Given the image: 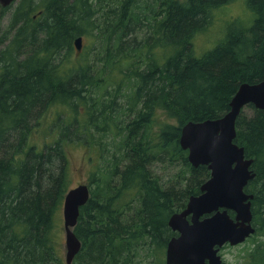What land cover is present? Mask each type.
Segmentation results:
<instances>
[{
	"label": "trees",
	"instance_id": "trees-1",
	"mask_svg": "<svg viewBox=\"0 0 264 264\" xmlns=\"http://www.w3.org/2000/svg\"><path fill=\"white\" fill-rule=\"evenodd\" d=\"M235 1L21 0L10 12L0 35V264H65L58 215L72 188L66 147L80 144L99 145L105 164L87 183L90 197L74 227L81 248L72 264H164L176 235L170 216L210 177L206 166L188 162L179 145L182 126L222 117L240 84L264 77V0H240L251 24L230 21L213 49L194 54L200 29ZM11 6H0L1 16ZM78 37L86 40L80 52ZM86 50L89 58L114 60L113 67L131 63L133 91L123 106L88 96L104 85L97 83L102 70L80 60ZM57 107L70 120L46 124ZM109 130L114 135L106 146L87 144ZM235 132L234 143L252 159L255 176L245 192L253 195L251 212L263 238L248 262L264 264V111L245 107ZM166 156L181 165L171 184L151 169ZM244 262L243 256L237 263Z\"/></svg>",
	"mask_w": 264,
	"mask_h": 264
},
{
	"label": "water",
	"instance_id": "water-1",
	"mask_svg": "<svg viewBox=\"0 0 264 264\" xmlns=\"http://www.w3.org/2000/svg\"><path fill=\"white\" fill-rule=\"evenodd\" d=\"M15 1L0 0V6L6 8ZM82 42V37L75 39L76 51H81ZM248 105L264 111V77L257 83L240 84L222 117L182 126L179 145L187 151L188 162L194 168L206 166L210 177L199 195L189 197L185 208L170 216L168 226L176 235L167 243L164 264H222L218 252L224 244L236 246L254 233L250 225L253 195L245 192L255 176L252 159L245 158L244 149L234 143L236 119ZM89 197L87 183L70 188L64 196L65 264H72L80 251L74 227Z\"/></svg>",
	"mask_w": 264,
	"mask_h": 264
},
{
	"label": "rangeland",
	"instance_id": "rangeland-1",
	"mask_svg": "<svg viewBox=\"0 0 264 264\" xmlns=\"http://www.w3.org/2000/svg\"><path fill=\"white\" fill-rule=\"evenodd\" d=\"M20 1L21 0H16L12 4L11 8H9L4 13V16H1V12H0V35H1V32L5 30L6 28L7 18L10 12L20 3ZM232 20L234 22L238 21L236 23L237 27H242L243 25L249 26L251 24V20L249 19V11L246 10L245 6L243 5V3L240 2V0L230 3L225 10L218 12V13L214 12L212 14V18L209 19L210 21L209 24L206 23L205 25L206 30L201 33H198L193 40V44H194L193 51H194L195 56H200L202 55L203 52L213 49L215 44L224 37L226 25L234 23V22H230ZM234 27L236 26H233V28ZM84 42H86V40H83V43ZM86 53H87V56L80 58V60H82L83 58L90 59L91 60L90 64L94 65L93 71H97L99 69L102 70V75L98 78L97 83H98V86L104 85L102 88L98 89V87H95L94 90L92 89L91 91H88L87 92L88 96L93 97L96 95L102 98L109 97L117 107L123 106L126 103L125 95H128L130 94L131 91H133L132 84H131L133 79H131L130 81L128 80L127 71H126L128 67H130L131 63H128V65L127 63H123L120 65L119 62L117 61L116 65L113 67L111 63H113L114 60L111 61V63L109 64L108 57H106L105 60L103 59L104 58L103 55L94 56V57L89 58L91 51L86 50L83 54L85 55ZM131 60L135 62V59H131ZM106 78H108L109 83H106L108 85V88L105 89L104 87L106 85L105 84ZM103 79H105L104 82H103ZM114 91L116 94L114 93ZM84 93L86 94V92ZM88 96H86V101L88 100L87 98ZM93 98L97 99L96 97H93ZM102 100H105V99H102ZM102 100L100 101L101 103H106V102H103ZM102 108L100 110H102ZM52 112H58V113L54 114L55 116L54 121H51L49 118H44L47 121L46 124L48 125H50L52 122L53 123L56 122L54 125L56 126V124H58L59 122L63 123V122H67L70 120L68 119V112L64 107L52 108ZM84 112H85V108L83 107L78 108V114L80 113V116H79L80 119L83 117ZM245 113L250 114L246 110H245ZM109 133L110 134H108L107 137L101 138L99 136V138H97L96 141L94 138H91V137L87 138L88 139L87 144L96 143L102 140V143L104 145L105 144L107 145L106 142H109L111 140L110 137L114 135L110 130H109ZM98 134L100 135L99 132ZM33 139L37 142L42 141V137L37 134L33 137ZM93 146H90V144L88 146L80 144L78 146L68 145L66 147V152L68 153V157H69L70 184L72 185L70 187H74L82 183H88L91 177V173L95 171L96 167L99 166L100 164H105V160L103 159L104 154H105L104 150H102L101 147L97 144ZM180 166H178L175 163V161L173 160L171 161L170 156H166L164 158L163 163L155 162L152 164L151 169H153L154 173L157 176H159L162 179V181H165L171 184L173 181H176L174 180L176 177V174H175L176 172L175 170H173V168L180 167ZM58 218H60V224H61L60 229H59V248H60L61 258L64 261V254H65L64 232H63V221H62L61 211H60V215H58ZM256 224L259 225L257 222ZM260 240H263V238L260 236V234H256L252 238L251 242L247 245L234 246L232 248H227L224 253L225 254L224 256L225 264H236L237 262L241 261L242 257L244 256L246 252L245 249L246 248L250 249L253 243H257Z\"/></svg>",
	"mask_w": 264,
	"mask_h": 264
},
{
	"label": "flooded vegetation",
	"instance_id": "flooded-vegetation-1",
	"mask_svg": "<svg viewBox=\"0 0 264 264\" xmlns=\"http://www.w3.org/2000/svg\"><path fill=\"white\" fill-rule=\"evenodd\" d=\"M232 217V219H234V216H231ZM204 218H207V216H202L200 219H204ZM256 219H254L253 218V216H252V218H251V223H250V225H251V227L254 229V233L252 234V235H250L248 238H246L245 240H244V242L243 243H241V244H238V245H236V246H243V245H247V244H249L250 242H251V240H252V238L257 234V228H260V226L259 225H257L256 224V222L257 221H255ZM263 229H264V227H262ZM258 244V242L257 243H253L251 246V248L250 249H245V254H244V264H250L248 261H249V259H250V253H251V251L255 248V246ZM232 247H234V246H230L229 244H224L221 248H220V250H219V252H218V255L221 257V259H222V264H225V258H224V256H225V250L227 249V248H232ZM236 264H238V263H236Z\"/></svg>",
	"mask_w": 264,
	"mask_h": 264
},
{
	"label": "bare ground",
	"instance_id": "bare-ground-1",
	"mask_svg": "<svg viewBox=\"0 0 264 264\" xmlns=\"http://www.w3.org/2000/svg\"><path fill=\"white\" fill-rule=\"evenodd\" d=\"M205 29H206V28H205ZM196 31H197V30H196ZM201 31H202V30L200 29L199 32L201 33ZM195 33H196V32H195ZM195 35H196V34H195ZM195 35H194V36H195ZM190 41H191V40H190ZM190 43H191V42H190ZM74 48H75V47H74ZM75 50H76V49H75ZM95 73H96V72H95ZM90 75H91V74H90ZM92 75H93V74H92ZM98 78H99V77H98ZM96 79H97V78H96ZM92 80H93V79H92ZM93 81H94V80H93ZM97 81H98V80H97ZM90 82H91V81H90ZM95 82H96V81H95ZM91 83H92V82H91ZM91 83H90V84H91ZM99 83H100V82H99ZM93 84H94V83H93ZM101 86H102V85H101ZM94 87H95V86H94ZM98 89H99V88H98ZM98 91H99V90H98ZM89 93H90V92H89ZM94 94H95V93H94ZM87 98H88V97H87ZM122 100H123V99H122ZM87 101H88V100H87ZM83 103H84V102H83ZM124 103H125V102H124ZM89 104H90V103H89ZM91 104H92V103H91ZM103 105H104V104H103ZM83 106H84V105H83ZM86 106H87V105H86ZM92 106H93V105H92ZM89 107H90V105H89ZM92 108H93V107H92ZM126 109H127V108H126ZM86 111H88V110H86ZM125 112H126V111H125ZM87 114H88V113H87ZM88 115H89V114H88ZM130 121H131V120H130ZM118 127H119V126H118ZM246 264H247V263H246Z\"/></svg>",
	"mask_w": 264,
	"mask_h": 264
}]
</instances>
